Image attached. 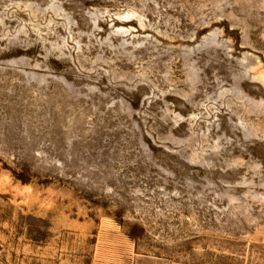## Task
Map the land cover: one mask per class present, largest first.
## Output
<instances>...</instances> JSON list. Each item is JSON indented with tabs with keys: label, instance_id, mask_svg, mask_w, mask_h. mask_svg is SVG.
I'll return each instance as SVG.
<instances>
[{
	"label": "rangeland",
	"instance_id": "1",
	"mask_svg": "<svg viewBox=\"0 0 264 264\" xmlns=\"http://www.w3.org/2000/svg\"><path fill=\"white\" fill-rule=\"evenodd\" d=\"M0 264H264V0H0Z\"/></svg>",
	"mask_w": 264,
	"mask_h": 264
}]
</instances>
